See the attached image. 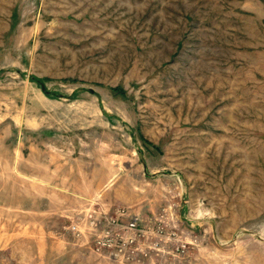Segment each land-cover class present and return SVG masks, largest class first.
I'll return each mask as SVG.
<instances>
[{"label": "rangeland", "instance_id": "374dc122", "mask_svg": "<svg viewBox=\"0 0 264 264\" xmlns=\"http://www.w3.org/2000/svg\"><path fill=\"white\" fill-rule=\"evenodd\" d=\"M96 204L264 264V0H0V264H120Z\"/></svg>", "mask_w": 264, "mask_h": 264}, {"label": "built area", "instance_id": "2783aa9c", "mask_svg": "<svg viewBox=\"0 0 264 264\" xmlns=\"http://www.w3.org/2000/svg\"><path fill=\"white\" fill-rule=\"evenodd\" d=\"M177 209L176 204L163 206L154 216L142 217L121 206L107 211L96 204L80 215L81 221L71 222L69 231L90 236L94 253L120 264H177L195 245Z\"/></svg>", "mask_w": 264, "mask_h": 264}, {"label": "crops", "instance_id": "0c3cea01", "mask_svg": "<svg viewBox=\"0 0 264 264\" xmlns=\"http://www.w3.org/2000/svg\"><path fill=\"white\" fill-rule=\"evenodd\" d=\"M79 205V203H75L73 206H78ZM116 207V206H115ZM102 208V207H101Z\"/></svg>", "mask_w": 264, "mask_h": 264}]
</instances>
